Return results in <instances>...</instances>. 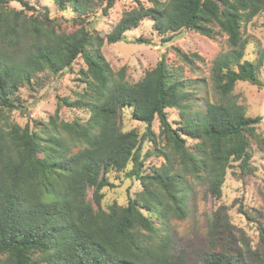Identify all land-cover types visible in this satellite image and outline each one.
I'll return each instance as SVG.
<instances>
[{"label":"trees","instance_id":"obj_1","mask_svg":"<svg viewBox=\"0 0 264 264\" xmlns=\"http://www.w3.org/2000/svg\"><path fill=\"white\" fill-rule=\"evenodd\" d=\"M11 1L22 7H11ZM54 1L62 11L70 4L78 15L96 10L104 1L106 13L113 3ZM146 1L137 0L124 10L102 35L82 21L67 30L47 11L35 13L38 9L27 0H0V264H184L170 247L166 225L155 226L144 210L164 224L171 217L184 218L191 189L188 176L203 181L218 198L234 162L240 173L251 171L248 139L254 138L264 150V137L256 132L261 115H247L233 93L239 81L263 85L258 75L262 59L244 58L249 41L243 27L264 11V0ZM145 19L151 20L163 41L184 30L211 39L226 36V48L211 62L216 97L205 101L202 113L189 116L183 111L191 99L185 90L187 79L164 54L136 81L125 78V66L114 71L105 59L102 45L127 41L126 32ZM133 42L150 43L141 36ZM174 50L189 65L200 59L196 52L177 46ZM78 56L86 66L80 71L84 91L74 100L60 98L42 135L28 122L21 126L11 118L20 105L16 93L21 87L30 85L41 71L70 70ZM62 105L84 109L88 118L60 119ZM124 108L145 124L141 136L134 129L121 130ZM167 108L182 110L180 124L172 125ZM154 119L159 121L158 134L152 130ZM187 138L195 141L192 148L186 146ZM144 139L161 140L155 149L165 161L152 174L142 173ZM127 165L125 174L140 181V194L125 205L113 202L102 209V189L110 185L108 171ZM230 224L225 206H219L212 230ZM259 234L251 253L212 250L202 264H245L243 254L249 264H264V226ZM230 241L232 237L226 243Z\"/></svg>","mask_w":264,"mask_h":264},{"label":"rangeland","instance_id":"obj_2","mask_svg":"<svg viewBox=\"0 0 264 264\" xmlns=\"http://www.w3.org/2000/svg\"><path fill=\"white\" fill-rule=\"evenodd\" d=\"M27 1L38 9L34 11L35 13L42 10L47 11L49 17L54 18L55 22L60 21L67 30L76 28L77 24L82 21L86 27L104 35L112 28L122 12L134 6L137 0H113L106 13L102 12L106 1L100 2L101 5H98L96 10L84 15H78L70 4H67L66 9L62 11L54 0ZM140 1L147 4L146 0ZM9 5L15 9L22 7L17 1H11ZM26 11L28 14L31 12ZM75 17L81 18L79 21H73ZM243 31L249 41L244 58L254 61L262 59L263 65L258 75L263 85L239 81L233 93L238 102L244 105L247 115H261L262 119L257 124L256 132L264 137V11L243 27ZM138 36L148 39L150 43L133 42V39ZM161 37L162 35L152 29L151 20L145 19L136 28L126 32L127 41L104 43L101 51L114 71L125 66V78L128 81L141 78L144 72L151 69L164 54L167 63L179 67L183 77L187 79L185 90L191 92V99L183 111L189 116L202 113L205 109V101L207 99L213 101L216 97L211 78V62L215 54L226 48V36L211 39L194 31L184 30L171 41H163ZM175 46L183 52H196L200 59H195L192 65L187 64L176 54ZM84 68L86 66L82 58L78 56L68 71L53 74L44 70L37 73L38 77L30 85H25L17 91L16 96H18L20 105L11 112V118L21 126L28 122L33 131L42 135L43 127L53 114L60 98L67 97L74 100L84 91V83L81 81L80 74ZM166 111L173 126L180 124L181 109L167 108ZM130 115L131 109L129 108L121 111V130L134 129L141 136L145 131V124L132 119ZM59 118L66 121L74 119L85 121L88 113L84 109L62 105ZM151 126L153 132L158 134L159 121L154 119ZM194 142L187 138L186 146L192 148ZM248 142L251 171L240 173L237 162H234L235 165L227 169L220 197H212L203 181L188 176L191 189L186 196L187 213L184 218L171 217L164 224L162 219H158L155 214L144 210L145 214L151 216L155 226L164 227L166 225L170 247L175 255L183 257L184 264H202L204 255L212 250L233 253L240 249L251 253L257 245L260 235L259 227L264 226V150L254 138H249ZM158 144H161V140L157 143L148 139L142 141L143 174H152L154 167L164 163V157L156 153L155 147L159 146ZM76 149L77 147H73V150ZM129 169L130 165H127L121 171L113 168L108 171L107 177L110 185L102 189L104 193L100 203L102 209H107L113 202L125 205L129 199L140 194L142 190L140 181L125 174ZM232 170L236 173H232ZM88 197H91V190L88 191ZM92 205L97 208L93 201ZM221 205L225 206L232 227L228 226V228L226 225V228L212 230L214 211ZM240 206L245 213L239 209ZM231 237L232 242L227 244L226 240ZM242 259L245 264H249L247 255L243 254Z\"/></svg>","mask_w":264,"mask_h":264}]
</instances>
